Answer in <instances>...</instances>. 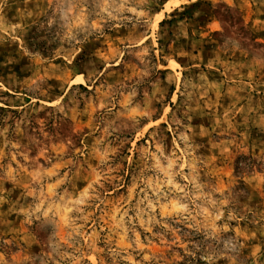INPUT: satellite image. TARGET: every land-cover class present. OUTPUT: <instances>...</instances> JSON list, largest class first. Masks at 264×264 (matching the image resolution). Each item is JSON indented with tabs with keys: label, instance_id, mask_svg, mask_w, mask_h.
Returning a JSON list of instances; mask_svg holds the SVG:
<instances>
[{
	"label": "rangeland",
	"instance_id": "obj_1",
	"mask_svg": "<svg viewBox=\"0 0 264 264\" xmlns=\"http://www.w3.org/2000/svg\"><path fill=\"white\" fill-rule=\"evenodd\" d=\"M0 264H264V0H0Z\"/></svg>",
	"mask_w": 264,
	"mask_h": 264
}]
</instances>
